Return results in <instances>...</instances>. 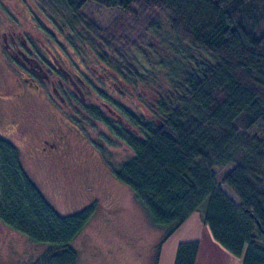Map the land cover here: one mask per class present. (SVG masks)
Segmentation results:
<instances>
[{"label": "trees", "instance_id": "obj_1", "mask_svg": "<svg viewBox=\"0 0 264 264\" xmlns=\"http://www.w3.org/2000/svg\"><path fill=\"white\" fill-rule=\"evenodd\" d=\"M46 1L67 13L60 27L81 26L73 38L88 41L121 92L120 82L154 90L152 104L138 98L142 111L125 107L117 119L82 109L131 150L115 176L163 238L201 210L215 241L242 264H264V0H92L124 11L106 28L79 15L88 0ZM257 123L262 129L249 133ZM91 209L59 213L0 135L1 222L51 247L54 264H76L72 241ZM197 250L198 241L179 242L174 264H194Z\"/></svg>", "mask_w": 264, "mask_h": 264}, {"label": "rangeland", "instance_id": "obj_2", "mask_svg": "<svg viewBox=\"0 0 264 264\" xmlns=\"http://www.w3.org/2000/svg\"><path fill=\"white\" fill-rule=\"evenodd\" d=\"M48 4L46 0H0L2 28L10 27L18 40L22 34L41 46L40 40L47 42L49 38L56 44L65 39L64 35H70L72 41L62 51L68 58L63 66L72 75L79 72L89 79L88 90H92L89 93L94 104L100 105L95 95H101L102 90L113 98L103 95V99L121 115L125 107L136 113L142 111L141 101L152 104L154 90L150 86L132 91L120 82L128 93L110 88L100 74L110 70L101 63L97 52L88 41L77 42L73 38L82 31L81 26L73 22L75 31L60 27L64 18H68L67 13ZM123 12L121 8L101 6L92 0L79 9L81 17L100 28L111 25ZM7 62L0 64V135L17 145L24 171L59 213L92 208L87 225L72 241L77 252L76 264H153L157 247L165 239L164 229L152 222L133 190L115 176V169L131 155V150L94 117L83 119L74 109L73 115L82 118L85 124L78 123L83 128L80 131L77 124L46 100L43 92L22 95ZM66 114L71 116L70 112ZM71 123L77 129L68 133L66 147L57 157L43 158L34 151L37 136H43L50 127L66 128ZM259 129L262 127L257 123L248 131L253 133ZM221 188L237 201L226 185L221 184ZM54 252L48 245L34 243L0 221V264H54Z\"/></svg>", "mask_w": 264, "mask_h": 264}, {"label": "flooded vegetation", "instance_id": "obj_3", "mask_svg": "<svg viewBox=\"0 0 264 264\" xmlns=\"http://www.w3.org/2000/svg\"><path fill=\"white\" fill-rule=\"evenodd\" d=\"M63 37L65 39L57 41L56 44L51 42L49 38L47 42L40 40L41 46L38 45L37 41L27 40L26 36L22 34L18 40L15 37V30L10 27L6 30L3 29L0 21V64H6L3 62L8 61L9 72L13 76V81L21 88L22 95L30 94V92H43L44 97L52 106L60 110L65 118L78 126V123L84 121L82 122V118L73 115L72 112L75 109L77 114L83 116V119L91 118L82 109L88 105H94V108H98L102 112L106 111L103 114L111 116L112 119L120 118L119 113L109 104L108 100L103 99V95L110 99L111 96L108 91L102 90L101 95L96 93L95 98L100 105L94 104L95 102L91 100L89 93L92 90H88L89 79L79 72L72 75L63 66V62L65 66L68 63V58L62 51L70 44L66 35ZM52 48L60 53V56L55 55ZM104 72L101 71L100 74L108 82V86L120 90L111 73ZM67 112H70L71 116L66 114ZM95 119L106 126L109 134L112 132L114 135L104 118L95 117ZM73 123H71L72 125L67 124L66 128L50 127L43 136H37L34 151L43 158L57 157L59 152L66 147L65 142H67L68 133L77 129ZM79 127L82 131L83 128ZM105 134L109 136L107 133ZM85 135L83 133V136Z\"/></svg>", "mask_w": 264, "mask_h": 264}, {"label": "crops", "instance_id": "obj_4", "mask_svg": "<svg viewBox=\"0 0 264 264\" xmlns=\"http://www.w3.org/2000/svg\"><path fill=\"white\" fill-rule=\"evenodd\" d=\"M232 201L238 204V200L236 202ZM174 233L176 235L170 238ZM193 240L198 241V250L194 264H242L240 256L225 249L213 239L209 226L202 219L201 210L191 212L160 243L157 264H174L178 243Z\"/></svg>", "mask_w": 264, "mask_h": 264}]
</instances>
